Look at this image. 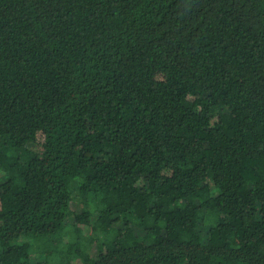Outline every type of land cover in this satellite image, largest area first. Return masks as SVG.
<instances>
[{
    "label": "trees",
    "instance_id": "1",
    "mask_svg": "<svg viewBox=\"0 0 264 264\" xmlns=\"http://www.w3.org/2000/svg\"><path fill=\"white\" fill-rule=\"evenodd\" d=\"M0 264H264V0H0Z\"/></svg>",
    "mask_w": 264,
    "mask_h": 264
},
{
    "label": "rangeland",
    "instance_id": "2",
    "mask_svg": "<svg viewBox=\"0 0 264 264\" xmlns=\"http://www.w3.org/2000/svg\"><path fill=\"white\" fill-rule=\"evenodd\" d=\"M206 230H207V229H206ZM90 252H91V254H94V250H91Z\"/></svg>",
    "mask_w": 264,
    "mask_h": 264
}]
</instances>
